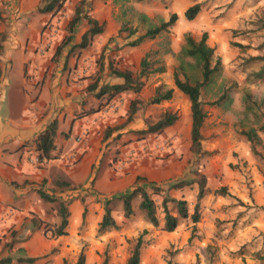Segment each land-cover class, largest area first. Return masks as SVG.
I'll return each instance as SVG.
<instances>
[{
  "label": "rangeland",
  "instance_id": "1",
  "mask_svg": "<svg viewBox=\"0 0 264 264\" xmlns=\"http://www.w3.org/2000/svg\"><path fill=\"white\" fill-rule=\"evenodd\" d=\"M45 1L41 0L37 10L16 19L13 15L18 8L17 0L0 1V84L5 74L2 64L7 62L5 50L15 47L17 43L28 45L31 40L37 42L39 38L37 52L40 57H49V63L59 62L60 57L56 58V53L68 37L69 23L76 5L81 1L68 0L60 11L40 13L39 9L46 5ZM103 1L112 2L111 12L113 17H117L118 23L122 25L129 22L139 30L133 40L149 28L167 21L174 13L179 15V21L169 32L162 33L157 39L145 44L148 52H158L156 57L162 61L160 65L165 68V72L144 77L147 82L152 81V87L149 91L144 90L147 101H144L145 105L138 107V112L142 110L144 115L149 111L151 113L148 118L143 119L144 128L147 123H156L166 112L177 113L179 120L165 132L149 135L144 139H138L134 131L131 134H134L135 139L145 140L147 156L166 161L162 170L173 171L172 181L192 178L191 172L196 164L203 166V172L208 176L210 192L200 203L201 222L195 226L191 220L181 219L174 233H166L152 225L148 227L145 215L139 209L140 198L134 203L135 215L126 218L123 202L120 200L122 195L110 196L113 216L121 228L100 234L99 225L92 229L82 225L78 235L88 236L91 240L82 239L79 247L74 249V254L64 260V264H78L81 254L85 256L84 264H127L136 240L144 231L148 233L144 235L141 264H264V132L260 130L264 126V0ZM13 4L16 5L15 8ZM196 4H202V11L192 26H185L184 14ZM85 11L94 16L95 7H85ZM38 18L42 19L37 20ZM33 21L39 24L37 36H32L34 34L29 29ZM206 32L209 35L208 46L215 51L212 66L217 71L202 92L201 99L207 112L202 130L203 147L212 155L209 159L200 161L191 151V103L177 89L174 73L181 68L182 80L187 78L191 83L202 80L201 61L197 57L183 55V49L189 47L188 36L198 42ZM125 36L126 33L118 37L117 47L114 46L112 52L107 53L108 47L104 48L103 41L99 39H94L89 48L75 51L72 63L77 56L78 60H83L81 70L83 77L89 79L88 88L92 87L100 75L105 77V71L100 73V68L108 60L121 70L130 69L135 74L139 73L140 68L134 71L139 64L135 56L116 55L113 58L116 51L127 47ZM49 41L50 47L44 53L41 52ZM11 64L6 63L7 66ZM10 66L6 68V72L11 70ZM105 81L104 78L102 83ZM159 82L164 83L160 87H173L174 97L158 106L151 105L159 88L154 85ZM225 91L230 97L228 102L220 107L209 104ZM92 93L91 91L90 94ZM252 130L260 137L257 144L259 154L253 151V145L243 135ZM124 141L127 139L122 142L112 141L106 146L96 172L98 177L108 170L113 176L123 173L128 165L134 164L133 154L121 156L118 147ZM116 156L118 161L113 163ZM143 157L146 158L144 155ZM143 180L153 183L145 178ZM164 184L166 183L161 185ZM225 186L234 197H215L214 191ZM93 187L90 186L89 189ZM171 195L186 199L190 212H193L197 203V188L172 192ZM56 207L58 208V203ZM171 212L178 215L174 205ZM47 226L50 229L55 224L50 222ZM51 256L40 258L34 264H52Z\"/></svg>",
  "mask_w": 264,
  "mask_h": 264
},
{
  "label": "crops",
  "instance_id": "2",
  "mask_svg": "<svg viewBox=\"0 0 264 264\" xmlns=\"http://www.w3.org/2000/svg\"><path fill=\"white\" fill-rule=\"evenodd\" d=\"M40 3L41 0H17L18 8L13 17L26 16L37 10ZM13 6L16 7L15 4ZM94 7L93 17L105 24V33L94 39L103 41V47H108L107 53L112 52L114 46L117 47L122 25L112 15L111 1L96 0ZM195 20H184V25L192 26ZM36 21L29 25L32 36L39 34ZM78 25L77 34L74 33L75 44L72 42L64 49L57 63H49V57H40L37 52L39 38L37 42L33 39L28 45L17 43L5 50L4 57L12 64L8 65L11 68L8 72L7 62L2 64L5 74L0 84V261L11 258V264H27L20 262L21 259L39 260L52 255V264H64L82 239L91 240L88 236L78 235V231L82 225L90 229L99 225L105 215V202L110 196L124 195L137 186H150L146 180L137 182L139 177L157 185L172 182L173 171L162 170L166 161L147 156L145 140L135 139L131 134L132 131L143 130V119L151 114L149 111L144 115L142 110L120 132V142L127 139L118 147L121 156L133 154L134 164L114 176L110 170L97 176L106 146L118 134L105 142L106 131L127 120L133 100L147 101L144 90H150L152 81L147 82L143 78L144 87L140 93L125 92L111 101L98 98L97 92L90 94L89 79L82 75L83 60H78V56L74 63L71 60L75 53L72 47L81 42L88 30L85 20ZM125 37V44L133 40V37ZM112 38L115 40L110 42ZM147 42L116 51L113 58L116 55L135 56L139 63L134 70L137 71L148 53L145 48ZM110 63L108 60L103 65L105 77H102L101 87L124 83L108 71ZM163 84L159 82L154 87ZM53 122H57V135L52 159L42 165L32 164L31 159L39 155L37 141ZM90 186L94 187L89 189ZM39 191L53 195L58 201L45 202ZM62 200L68 204L70 214L68 234L51 238L46 235L45 227L50 222L55 226L61 223L59 211Z\"/></svg>",
  "mask_w": 264,
  "mask_h": 264
},
{
  "label": "trees",
  "instance_id": "3",
  "mask_svg": "<svg viewBox=\"0 0 264 264\" xmlns=\"http://www.w3.org/2000/svg\"><path fill=\"white\" fill-rule=\"evenodd\" d=\"M68 0H46V5L44 8L39 9L40 13H54L60 11ZM96 0H82L76 5L74 16L68 26V37L65 40L63 46H61L57 53L56 58L61 57L62 52L67 48L74 40L75 29L79 23L86 21L88 24L87 32L82 36V40L78 45L72 47V51L84 50L91 46L92 41L97 36H101L105 33V24H101L95 17L90 15L85 11V7L92 9L94 2ZM141 1V0H138ZM202 4H196L193 7L189 8L184 16L188 21H194L202 11ZM179 21V15L174 13L167 21H163L160 25L149 28L146 32L139 35L137 39L130 41L127 46L137 47L144 42L155 40L159 37L160 34L169 32L177 22ZM126 33L127 38L131 39L134 36L139 34V30L130 25L129 22L122 24L119 31V35ZM208 33H204L200 41H195L192 37L188 36L187 42L189 47L183 49V55L197 57L201 61L202 69V80L191 83L187 78L182 80L180 78L181 68L175 70L174 81L177 89L186 95L191 103V118H192V129H191V139L192 147L191 151L198 160L202 161L204 159H209L211 153L206 151L203 147V127L207 118V112L205 111V103L202 101V92L204 87H206L213 78V75L217 71V68L212 66V60L215 55L213 48L208 46ZM115 38H112L110 42L114 41ZM71 51V52H72ZM158 52L150 51L143 58L140 70L138 74H135L132 70H121L116 67L112 62L110 63L111 74L117 78L124 80L123 84L116 85H104L100 86L102 80V75H100L96 82L92 85L91 91L97 92L96 96L98 98H106L108 100H113L115 97L121 95L125 92H134L140 93L144 87L142 79L147 75L154 73H164L165 68L160 64L162 61L157 59ZM264 61V58H263ZM159 65V67H158ZM104 72V67L100 68V73ZM262 75H264V66L262 69ZM174 97V89H166L165 87H159L156 90L154 99L150 102L151 105H160L163 102L172 100ZM229 94L227 91L223 93L213 103H209L211 106H222L223 103L228 102ZM139 105H145L141 100H133L131 102L129 115L127 120L116 127L109 128L106 131L104 141L106 142L113 137L115 133H118L113 141H120L122 134L120 133L124 130L129 124L134 121L136 114L138 113ZM179 120V116L174 112H166L156 123H147L146 127L140 131H134V134L138 136V139H144L146 136L153 134H161L165 132L168 128L174 126ZM264 132V126L260 129ZM57 135V122H53L49 125L47 131H45L37 141V151L41 159H52V153L56 149L55 139ZM243 135L246 136L247 140L253 145V151L257 154V144L260 142V137L258 133H255L253 130L249 132H244ZM113 163L117 162V156L112 160ZM202 167V168H201ZM118 171V168L116 167ZM193 175L192 178H180L178 180L166 183L164 185H157L150 183V186L143 187L137 186L131 191L120 197V200L123 202L124 215L126 218H132L135 215L134 203L137 198H140L139 209L145 215L147 222L155 228H159L166 233H174L177 231L180 220H191L192 223L196 226L202 220V211H201V200H203L207 194L210 192L208 185L209 180L206 173L203 172V166L196 164V167L191 172ZM142 178H137V182H141ZM264 183V182H263ZM68 186H70L68 184ZM198 189L197 203L195 204L193 212L189 210V202L182 198L178 199L171 195L172 192L185 191L186 189ZM41 198L45 202H56L58 199H55L53 195H49L44 191H39ZM215 197H234L230 192L227 186L220 187L215 190ZM159 199V202L157 199ZM111 200H108L105 203V215L102 221L99 224V233L105 234L112 231H118L121 227L118 224L117 220L113 216V210L111 208ZM175 206L177 209L178 215H174L171 212V207ZM59 216L61 217V223L55 227L49 229L48 226L45 227L46 235H50L51 238H58L60 236L67 235V228L69 226V209L68 204L65 201L60 202V211ZM196 230V229H195ZM144 233L136 240L135 246L132 250L130 258L127 261V264H141L142 262V248L145 244ZM37 259H21L20 262L27 264H33ZM85 256L81 254L78 264H84ZM12 259L8 258L0 261V264H11ZM170 264V263H169Z\"/></svg>",
  "mask_w": 264,
  "mask_h": 264
},
{
  "label": "built area",
  "instance_id": "4",
  "mask_svg": "<svg viewBox=\"0 0 264 264\" xmlns=\"http://www.w3.org/2000/svg\"><path fill=\"white\" fill-rule=\"evenodd\" d=\"M45 46L46 47H44V49L41 50V52H43V53L46 51V49H48L50 47V41ZM47 161H49V160L46 158L41 159L39 155H37L31 159V163L35 164V165H42V164L46 163Z\"/></svg>",
  "mask_w": 264,
  "mask_h": 264
}]
</instances>
